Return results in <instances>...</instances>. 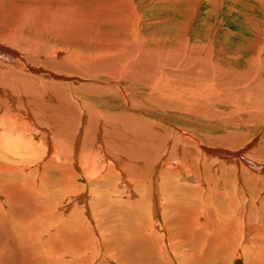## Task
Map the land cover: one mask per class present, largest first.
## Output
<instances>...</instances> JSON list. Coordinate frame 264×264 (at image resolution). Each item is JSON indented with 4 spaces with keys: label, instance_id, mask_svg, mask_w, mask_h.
<instances>
[{
    "label": "rangeland",
    "instance_id": "rangeland-1",
    "mask_svg": "<svg viewBox=\"0 0 264 264\" xmlns=\"http://www.w3.org/2000/svg\"><path fill=\"white\" fill-rule=\"evenodd\" d=\"M57 1L60 3H67L71 0H66L67 2L65 0H0V47L7 50L5 52L4 50L0 49V66L4 68V71H8L9 73H16L20 72L18 68L27 70L26 66L32 68L38 66H48L51 70H53L50 73L53 72L52 74L55 75V72L58 70H63V72L66 71L65 68L67 69L66 65H68V67L71 69L70 71L68 68L67 72H65L66 74H68V76L85 79V77L83 76H87V74L89 73V71L87 72V74L85 72V70H87L86 68L88 67V64L86 65V61L88 63L89 58H84V60H86L84 62L82 61L83 56L93 57V55L99 52V48L101 46H113L114 44L120 45L124 38H127L130 42H132L131 44H133L134 42L137 43L138 39L135 38V35L136 33L140 32V43L142 42L143 44L141 46L142 49L144 46L147 52L151 50L153 52V55L163 56V52L166 53L164 55H168V52L165 51L166 49L182 46L183 40L187 39L186 41H188V46L186 49L188 51H186H191V58H195L200 53L201 55H208L209 58L211 57V60L208 58L209 61L207 63L213 66V69H217V71L211 74L214 79L210 77V80L215 81L207 83L202 77H185L182 74L174 73L173 78L175 79L170 78L173 79L172 83L173 86H175L172 87L174 89L171 90L174 93L170 94L167 97V93L162 94L161 92H159L158 97H160L158 98V100L154 101L155 104L154 102H152V104L146 99L148 93L153 91L154 87L156 88L158 86L162 88V84L159 82L161 81L159 79L158 81L154 79L151 80L149 77L150 71L148 72L146 70L145 73H142L143 77L146 78L145 84V81L143 80L144 82H133L132 84L127 86V96L129 97L127 101L129 100L131 106L134 105V110L139 112L134 113L133 115H137L140 119H147L145 123L148 126L152 124L151 122L156 123L159 127H157V130H160L159 132H162L161 135H164V138H162L163 144H165L168 140L173 141V137L177 139L176 135L184 137V134H187L189 137H191V141L193 140V143L191 142V148L194 146L192 144H201L202 146H205V148L207 147L209 150L219 149L223 152L228 151V153L237 154L236 157L229 156L231 157V160L238 161L239 159L245 160L247 158L246 161L249 163V165L252 168H259L260 171H256V169L253 170L247 167L245 168L242 166V164L239 165L232 163L231 160L227 163L222 162L223 160H226L219 159L216 155L212 154V159L209 160L204 156L196 157L197 159L195 161L198 162L199 166L201 165L199 169L194 161L190 164L188 163V161L184 162V160L182 159V170L186 171V178L183 176L176 178L174 176L175 179H171L173 181H167L164 178H158L156 179L155 183L154 178L151 180L150 174L152 173L154 167L158 165L161 167H156V169L159 168V170L157 171V175L161 176V174L165 171L164 167H162L163 164L161 165L165 157L163 156V160L161 158L162 162H159V153L154 151L153 148H155V145L153 144L150 145L151 149L149 146H147L146 148L148 151L153 152H149V156L147 154L148 151L146 152V149L144 147L143 149L145 150H140V148H142L141 145H138L139 148H137V146H131V148L133 149H130V145H128L127 147L125 143L124 147L120 149V152L118 151L119 149H114V151L112 150V148H110L111 150L107 148V152L109 155H113L114 157H116V160L119 158L120 161L117 160L119 161L118 163L123 164V168L127 169L126 171L124 170V172L126 183L128 184V186L126 185V183L123 184L121 182L120 184L119 180H117L118 177L116 179L115 176H109L110 178L108 176H104V182H102V180H95V178L98 177L94 174L95 172L93 171V173L88 172L87 174V178H90L88 179L89 185L87 187H83L86 182L81 174L71 175V173L69 172L68 160L71 158V155L69 153L72 151L74 152V146L71 145L69 137L71 136L72 139L76 136V130L79 126V122L81 119H84V130L81 133V136H83V138H81L80 141L81 143L85 142L87 140L86 136L90 132V130L87 131L86 127L88 126L90 119L92 120L94 117V114H92L93 109L95 108L104 110L106 108H113L114 110L118 109L122 111V108L124 106H122L123 104L119 105V103H121V100L119 99L120 95L117 96L116 93L110 92H103L100 94L96 93L94 90L95 83H92V81L95 80V77H93L92 75L91 77L87 78L91 80V83L89 81H85L73 84L72 86V83L69 84L71 81H64L62 79L63 81L61 82H67V85L59 87V85L49 84V88L51 87V90L49 92L46 91L47 93L43 88L40 89V86L44 87V84H41L39 86L38 90L40 92L38 90L37 92H35L31 91L34 90L31 88H23L26 87L24 85H20V87H18V84V86L15 87V85L11 81L5 82L0 79V87H2L0 88V91L3 90V87L7 88L1 91L3 94L0 93V97L2 96L0 98V122H3V128H0V135H3V138L5 139V142H3L0 138V150L6 148V150L11 151L7 152L9 156L11 155V153L15 152L11 156L14 157V154H17V159H20L22 157L19 162L17 161L16 157H14L15 159L11 158L10 160H6V163H8V165H11V174L10 172L7 173L8 175L6 173V175L3 174L4 176L0 174V204L3 206L2 203H6L4 204V209L2 212H0V215L1 213H5V215L8 216L5 217V220L7 221L8 225L11 226V232L9 233L2 226L3 220L0 219V264H57L55 262H49V259H53L54 257L53 253H46L44 251L45 249L37 250L35 248V246L38 245H45V242L47 241L48 244L54 246L53 250L58 249L61 255H66L67 258L66 256L64 257L66 260H68V257H70V252H73V250H75L76 252L79 251L77 253H79L81 256L78 257V259H74L76 261H72L74 263L76 262L75 264H86L85 262H87L88 264H151L150 259L153 256H157V253H155V250L157 251V249H154V245L152 244L151 247L148 248L151 252L146 249L147 242H144L146 227L143 226V235L138 234L137 227H139V221H141L140 218H143V220L147 218L145 222L142 221L143 224L149 222V210H147L148 208L144 207L145 205L148 207L147 204H149L151 194L158 186H162L163 190L165 191L166 197H170L167 195H171V198L177 200V203L178 201L181 202L179 203V205L183 206V208L185 209L184 211H182L183 216L181 214L179 216L180 224L178 222H175V225H177L178 227H174L173 225H170L168 227V231H173L169 233L172 234V245L175 246L173 250L174 259L172 255L170 256L167 254L171 259L172 264H264V102H261L264 98V0H134V4L135 6H137V9L135 11L136 14L132 12L128 0H81L83 5L81 4L76 7L77 9L75 8L76 11L78 10L77 12L71 13L64 8H62L64 10L60 12L59 8L58 11L56 9V11L54 12L55 16H51L50 12L54 11V9L52 10L53 6L51 5L58 3ZM31 5H33V7ZM23 8L29 10H25ZM123 10L127 11L131 15H136L131 17V21L136 19L137 25L140 27V29L138 26H136V28L133 23H127V25H125L124 20H115L113 18L115 17L113 15V12H121ZM59 13H61L60 16ZM62 16H64V18ZM82 16L89 17L87 23H85V26H87L85 32H88L89 30L93 32V35L90 38L85 33L81 32L84 35V39H79L78 35L76 34L78 33L77 30L82 26V24H79L81 22L79 19ZM56 17H59L58 21H61L58 22L57 19H55ZM71 17L72 19H70ZM69 20L72 21V24ZM50 25L51 27H49ZM74 34H76V36ZM28 41L33 45L28 46ZM133 49L134 47L131 45L127 54L132 55ZM8 51L12 52L20 60H17V58L15 59ZM183 58L184 56L179 54L178 56H176V61L174 60V62H181L180 59ZM144 61L146 62L145 57L142 58L140 62H143L142 64L144 65ZM163 62L164 61H161L159 62L158 66L157 64L154 66H157L160 69H173L170 65L166 67ZM150 64L152 63L150 62ZM72 71L76 74H74ZM128 71L131 72V70L129 69ZM77 72L78 74L81 73L82 76L81 74L78 75ZM145 74L147 75L145 76ZM62 76L65 77L64 75ZM177 77L185 79H177ZM177 81H179V83L181 84H179ZM7 82L12 83L14 86L12 87L10 84L7 85ZM154 82L156 85L154 84ZM2 84H4V86ZM6 85H10L11 87H7ZM34 85L38 87V84ZM14 87L16 89H14ZM17 87L20 88V90H18ZM163 87L165 86L163 85ZM204 87L207 90L213 89V92H215L214 98H216V95L218 96L219 94L228 95L229 97H226V101L217 99V102H208V99H204V97L201 98V96H199V93ZM8 89H14L15 92L18 91L20 93V96L23 97H15V103L13 101V99H15L14 96L13 98L10 97V100H12L11 103L8 96L5 95L8 92ZM26 89L28 90L26 91ZM57 89H59L60 91H58ZM42 90L44 92L41 93ZM52 93H55V97L54 94L51 95ZM174 95L176 97H174ZM254 95H256L259 100H257ZM33 96H36L38 98H34ZM22 98H27L25 103L22 102ZM60 99H62L61 102L59 101V103L61 104H58V100ZM31 100L32 102H30ZM65 100L66 102H68L64 103H69L68 105L70 106V108L68 105H62L63 101ZM16 101L19 102L16 103ZM33 101L34 104H31L33 103ZM117 103L118 105H116ZM158 103L160 106H158ZM27 104H30L29 107H31L28 108L31 109V111L26 107L28 106ZM54 104L56 105V108L54 107ZM85 104H87V107L85 106ZM37 105H39L40 107L38 106L39 108H36ZM72 105L73 108H71ZM164 105L166 106L164 107ZM23 106L26 108H23ZM57 107L58 109L59 107L62 108V110L60 109V111L62 112L57 110ZM32 108H36L38 112L34 111V109ZM21 109H26L28 110V112H32V116L34 115L33 118H35V120L36 118H38L39 120V118L42 117L40 118V120H42L43 122L49 121L51 126L50 130H52L50 137V144L52 145L51 153L47 154V146L45 145L43 139V136H46L45 133L41 131L38 132V129L36 130L34 127L35 124L30 125L31 123L28 119V121L26 122L22 121L21 119L22 124H20V127L17 126L18 131H16L15 127H12L14 124L11 123L8 125L7 119L5 121L2 120L4 119V117L11 118V113L15 116L21 114ZM38 109H42L40 110L42 113H40ZM73 109L74 111H70ZM125 110L127 111V114H132L130 112H134L131 108H129V110L125 108ZM23 113L22 115L24 116ZM43 113L46 115H43ZM58 121L60 122L61 126L60 124L57 125L59 123ZM28 122L30 124H27ZM56 122L57 126H55L54 124ZM6 125L9 128L6 127ZM5 127L6 129H4ZM22 127L26 130H29L25 132V129H23ZM74 127L75 129H73ZM71 131L74 133H72ZM54 133L57 136H54ZM168 135L173 136L171 138ZM39 138H41V140ZM139 139V141H144L145 137H141ZM8 142L10 145L8 144ZM81 143L77 145L79 150H82L84 147ZM85 143H87V141ZM11 145L12 147L8 148ZM187 145H189V143H187ZM158 146L162 151L163 145L159 144ZM17 148H19V151L16 150ZM78 149H76V152L78 151ZM103 149L106 150V148ZM29 150H32L36 155L31 160L33 162H30V159L26 162L23 160L28 158L25 153ZM16 152H18L19 154ZM20 152H22V154L24 155L22 156ZM133 152L136 153L133 154ZM137 152H139L138 154L140 155H138ZM7 153L2 151L1 155L5 156L6 159ZM124 154L126 155L124 157H126L128 160L123 157ZM146 154L149 157H147ZM117 155L120 156L117 157ZM192 156L194 157V153ZM47 157L51 159L58 158V161L61 163L60 169H63L65 174H61L60 170L57 168H54V170L53 168L50 170L48 169L46 171L47 173L45 172V176L47 175V184H44L43 190H41L43 193H41V191L37 192L36 190H34V188H32L30 185L34 181L37 182V180L41 177L40 173L38 174L36 172H33L38 166L37 163L44 162ZM134 157L140 160H136V162L133 161L134 163H137L135 164L136 167H133L132 165L134 164H132L133 162H131V160L135 159ZM123 158L127 162H125ZM152 158H154V160ZM15 161H17L18 163ZM35 161L37 162L35 163ZM128 161L131 162L130 166ZM151 163L154 164L151 165ZM13 164L15 165L13 166ZM22 164H25L28 167L30 166L29 171L28 168L27 170L21 168L23 166ZM147 164H149L150 166ZM127 165L128 167H126ZM130 167H132L134 170L136 168V170L134 171ZM137 168H139V171L137 170ZM14 170L16 172H13ZM136 171L138 172L136 173ZM127 173H129L130 175L128 174L127 176ZM141 173H143L144 177ZM140 175H142L141 177H143L142 179H144L145 181L141 178L138 180V176ZM112 177H114V180H112ZM35 178L37 180H35ZM8 179L9 181H11V183L7 184L4 187L5 189L2 188L1 183L8 182ZM14 181L18 182V188L17 186H15V184L17 183ZM66 181H69L70 183H67ZM113 181H115L116 183ZM129 182L133 183L131 184L133 186L129 185ZM65 183L68 186H66ZM138 183L140 184L137 185ZM111 184L113 186H111ZM116 184H119L118 187ZM13 185L14 187H12ZM20 185L23 186L20 187ZM115 185L116 187H114ZM141 185H143V187ZM63 186H66L67 190H69L70 188V191H74V195H80L83 192H87L90 193L92 197H94L93 202L94 204H96L95 206L97 208V213H99L98 215L101 216H98L97 223L101 224L102 229L104 230V232L102 231L104 252H106V249L108 250L106 253H104L105 255L103 254V257L97 258V252L96 250H94L95 247L91 245V242L88 243V240L83 241L79 235L75 234V232L73 233L69 231L68 227L66 226L65 229L68 231V233L66 232V230L62 231L64 233L59 232L60 230H58L57 232L54 230H49L48 232L47 230L48 233H46V230H44V236L40 239L33 240L31 237H29L31 236V227L33 226V228L36 229V227L38 226V223L35 222H39V224L40 221H42L41 224L43 223V221L46 223L49 222V219L52 216L51 213L53 214L54 211L57 214H62V216H65L66 218H69L72 212L78 213L81 211V208L79 207L81 203L79 200L72 201V204H75L67 209H64V206L67 204V200L65 198L61 200L62 198L60 199L57 195H55L57 193L56 190H60L61 192V190L64 189ZM11 188L15 189L11 190ZM19 188L20 190H18ZM51 188H53V193L51 191ZM55 188L57 189L54 190ZM28 189H30V191ZM31 189L35 192L33 193ZM84 189H86V191ZM117 190L119 191V193L117 192ZM149 191H151V193ZM36 193L38 194L39 198H37V196L35 195ZM33 194L35 195V197ZM107 194L109 195V197ZM40 195H42L43 198L42 196L40 197ZM111 196H113L115 199ZM52 197L54 199H52ZM129 198L132 201H130ZM145 199H147L146 202ZM46 200L47 202H49V205ZM143 200L144 206L142 208L144 209L142 210V208L138 207V203H140V201L142 202ZM198 201H202L204 205L206 204V210L208 211V216L211 215V220H213V218L216 216L223 217V219L220 218L217 220H225L226 218L230 219L231 217L233 218V216L234 218H244L245 220L243 224H246L244 239H242L241 235L239 234V237H237V241H241V243L238 242L236 244V247L239 248L240 244H244L245 240L247 245H251L253 247L252 250H247V254V252L245 253L243 251L244 249L241 248L240 252H238V254L235 253V255H233V252L231 253V251L226 250L223 254L222 259L218 260L212 255L208 257L203 256L205 259L203 257H198V254H200V256L204 255L203 252L199 253L197 247L200 243H204L205 239L207 238V234L203 233L204 231L198 229L195 232L196 234L194 232H191V225L188 220L190 218V213L185 207V205L188 207L189 204L192 205L191 207H194V205L196 204L199 205ZM40 202L43 203V206ZM55 202L56 205H58L56 210H54L53 208ZM170 203V200L164 201V204H166L167 208H171ZM37 205H39V207ZM45 205H47V208L45 207ZM75 205H77L76 208ZM31 206H33L34 213H32L33 209ZM41 207H43V209ZM108 207L110 209H108ZM50 208H52L51 213ZM114 208L117 209V211H114L113 213L112 211L114 210ZM40 209L41 211L37 212V210L39 211ZM139 209L140 211H143L141 212V214L144 215L143 213H145L146 216L144 215L142 217ZM100 210L103 211V213ZM144 210L146 212H144ZM47 211L50 214L46 216L45 212L47 214ZM217 212L219 213L217 214ZM114 214L117 215L115 216ZM127 214H129V216ZM38 215L42 216V218ZM30 216L31 219L33 218V216L36 217H34L35 219L30 220ZM120 216L124 220V222H119L121 219L119 218ZM43 217L45 219H43ZM126 217L128 218V220H125L127 219ZM57 220H60L59 217L57 218ZM52 221H54V219ZM171 221L172 219L168 220V222L172 224ZM35 225L37 226L34 227ZM113 228L118 229L114 230ZM210 229L211 228L209 227V230ZM2 230H6V232H2ZM110 230L115 232L110 233ZM28 231L30 233H28ZM53 233L55 238L51 239L53 237ZM107 233L112 234V236H110L109 234L108 237ZM56 234L57 239L59 238V240L56 239ZM5 235H7L6 238L9 236L11 240H8V238L6 239ZM58 235H61V238ZM105 238H107L108 240L105 241ZM29 239H31V242L29 241ZM253 241L256 244H253ZM82 242H86L84 243L85 246ZM105 243L108 246L105 245ZM63 244H65L66 246ZM27 246H29V248ZM210 247L211 249L215 250V246ZM2 248H6L11 253V258L5 259L4 256H2ZM155 248H157V246ZM88 249L90 251H88ZM194 249L197 251H195ZM236 251L237 250H235V252ZM251 252L253 255L251 254ZM193 254L195 255V257ZM48 255H51V258H48ZM190 255H193V258ZM109 257H117L116 260L118 258H120V260L118 259V262L115 261L114 263V259H112L111 261V258ZM146 260L148 261V263ZM70 262L71 261L67 262V264H69ZM72 262L70 264H73Z\"/></svg>",
    "mask_w": 264,
    "mask_h": 264
},
{
    "label": "bare ground",
    "instance_id": "bare-ground-1",
    "mask_svg": "<svg viewBox=\"0 0 264 264\" xmlns=\"http://www.w3.org/2000/svg\"><path fill=\"white\" fill-rule=\"evenodd\" d=\"M31 1H34V0H31ZM66 1V0H65ZM85 1V0H84ZM90 1V0H89ZM58 2V1H57ZM62 2V1H61ZM64 2V1H63ZM67 2V1H66ZM88 2V1H87ZM124 2V1H123ZM128 2H129V4H130V6H131V9H132V12L133 13H135L136 14V9H137V6H135V4H134V0H128ZM262 2V1H261ZM30 3V2H29ZM35 3V2H34ZM53 3H55V2H53ZM52 3V4H53ZM125 3V2H124ZM43 4V3H42ZM82 4V1L81 0H71V1H68L67 3H60V2H58V3H56V4H54V5H51V6H53V8H52V10L54 9V11H52V12H50V15L52 16V15H54V12L56 11V9H57V11L59 10V8H60V12H62L64 9H66V10H68L69 12H71V13H75V12H77L76 10H75V8L76 7H78L79 5H81ZM88 4V3H87ZM29 5V4H28ZM27 5V6H28ZM83 5V4H82ZM32 7H33V5H31ZM38 6V5H37ZM43 6V5H42ZM62 8H64V9H62ZM80 8V7H79ZM23 9H25V10H29V9H26V8H23ZM45 9V8H44ZM47 9V8H46ZM77 9V8H76ZM34 10V9H33ZM65 10V11H66ZM47 12V11H46ZM45 12V13H46ZM68 12V13H69ZM53 13V14H52ZM60 14L61 13H59V16H60ZM101 14V13H100ZM113 15L115 16V17H113L115 20H124V23H125V25H127V23L128 24H132L133 23V25L136 27V26H138L137 25V22H136V19H134L133 21H131V17L132 16H136V15H131L130 13H128L127 11H125V10H123V11H121V12H119V11H115V12H113ZM55 16V15H54ZM63 18H64V16H62ZM76 18V17H75ZM91 18V17H90ZM55 19H57V21L59 20V17H56ZM61 19V18H60ZM70 19H72V17L70 18ZM89 19V17H86V16H82V17H80V23L79 24H82V26H81V28H79L78 30H77V32L78 33H76L77 35H78V37H79V39H84V35L82 34V33H85L89 38L93 35V32L91 31V30H89V29H87V30H89L88 32H85L86 31V27L87 26H85V23H87V20ZM47 21H49V20H47ZM46 21V22H47ZM61 21V20H60ZM60 21H58V22H60ZM69 21H71V20H69ZM90 21H91V19H90ZM62 22H63V20H62ZM47 24H49V23H47ZM60 24V23H59ZM71 24H72V21H71ZM114 24V23H113ZM55 25V24H54ZM132 26V25H131ZM44 27V26H43ZM49 27H51V25L49 26ZM56 27V26H55ZM67 27V26H66ZM139 27V26H138ZM48 28V27H47ZM76 28V27H75ZM137 28V27H136ZM67 29V28H66ZM135 29V28H134ZM139 29H140V27H139ZM73 30V29H72ZM133 30V29H132ZM94 31V30H93ZM116 31H118V30H116ZM82 32V33H81ZM135 32V31H134ZM132 33V32H131ZM131 33H130V35H131ZM140 33V32H139ZM139 33H136V35H135V38H137L138 39V42L136 43V42H134L133 44H131L132 42H130L127 38H124V40L122 41V43L120 44V45H110V46H101L99 49V52L98 53H96L95 55H93V57H86V56H83V60L82 61H86V60H84V58H89V60H88V63H87V61H86V65L88 64V67L86 68L87 70H85V72H86V74H87V72L89 71V75L87 74V76H83V77H85V79H81V78H78V77H73V76H68V74H66L65 72H67V69L69 68L68 67V65H66V67H67V69L65 68V70L66 71H64L63 72V70H58V71H56L55 72V75H53L52 73H50L51 71H53V70H51L48 66H45V67H43V66H38V67H34V68H32V67H28V66H26V68H27V70H23V69H20V68H18L19 69V71L20 72H16V73H9L8 71H4V68L2 67V66H0V79L1 80H3V81H11L14 85H15V87L16 86H18V84H19V86L18 87H20V85H24V86H26V87H23V88H31V89H34V90H31V91H35V92H37V90H38V88H39V86L41 85V84H44V87H41L40 86V89H44L45 90V92L46 91H50L51 89V87L49 88V86L51 85V84H53V85H59V87H62L63 85H67V82L66 83H64V82H61V81H71L69 84H71L72 83V86H73V84H77V83H81V82H85V81H89L90 83H91V80H89V79H87V78H89V77H91V75L93 76V77H95V80H99V81H95V80H93L92 81V83L94 82L95 84H94V90H95V92L96 93H98V94H100V93H103V92H110V93H116L117 94V96H119V99L121 100L120 102L121 103H119V105L121 104H123L122 106H124L127 110H129V108H131L134 112H130V113H132V114H127L126 112V110H125V108L123 107L122 108V111L121 110H118V109H109V108H106V109H104V110H101V109H93V111H92V114H94V117H93V119L91 120L90 119V121H89V124H88V126L86 127L87 128V131H89L90 130V132H89V134L86 136V138H87V143H85V142H82L81 143V138H83V136H81V133H82V131L84 130V125H85V121H84V119H81L80 120V122H79V126H78V128H77V134H76V136L74 137V138H72L71 139V136L69 137L70 139H69V141H71V145L72 146H74V152L72 151V152H70L69 154L71 155V158L68 160V166H69V172L71 173V175H76V174H78V175H80L81 174V176L83 177V179L85 180V182H86V184L83 186V187H87L88 185H89V183H88V179H90V178H87V174H88V172H92L93 173V171L95 172L94 174L98 177V178H95V180H102V182H104L103 181V177L104 176H115L116 177V179H117V177H118V179L117 180H119V183L121 184V182L124 184V183H126V177H125V172H124V170L126 171L127 169H124L123 168V164H119L118 162L120 161L119 160V158L117 159V160H119V161H117L116 160V157H114L113 155L111 156V155H109L108 154V152H107V148H109V150H111L110 148H112V150H114V149H119L118 151L120 152V149L121 148H123L124 147V144L126 143V146L128 147V145H130V149H133V148H131V146H137V148H139L138 147V145H141L142 146V148H140V150L141 149H143V147L146 149L147 148V146H149L150 147V145H155V148H153L154 149V151L155 152H157V153H159V155H158V159L160 160L159 162H162L161 161V158L163 157L164 158V160H163V158H162V160H163V162L161 163V165L163 164V166L162 167H164V172L162 173V172H160V173H162L161 174V176H159V175H157V171L159 170V168L158 169H156V167L158 166V165H156L155 167H154V169H153V171H152V173L150 174V177H151V180L154 178V182L156 183V179H161V178H164L165 180H167V181H170L171 179H175V177L177 178V177H181V176H183V177H185L186 178V176H187V173H186V171H184V170H182L183 169V162H182V159L184 160V162H187L188 161V163H192L193 161L196 163V166L198 167V169H199V167H201V165L199 166L198 165V162H196L195 160L197 159L196 157H202V156H204L205 158H207L208 160L209 159H212V154H214V155H216L219 159H225L226 161H222V162H225V163H227V162H230V160H231V157H236L237 156V154H234V153H228V151H225V152H223L222 150H209L207 147L205 148V146H202L201 144H199V145H197V144H192V145H194L192 148H191V142L193 143V140L191 141V137H189L187 134H184V137L182 136H179V135H176L175 133V135H176V137H177V139H175L174 137H173V141L171 140V141H167L165 144H163V142H162V138H164V135H161V133L157 130V127H158V125L156 124V123H153V122H151L152 124H150V126H148L145 122H146V120L145 119H140V118H138V116L137 115H133L134 113H139V112H137V111H135L134 110V105L133 106H131V104H130V102H129V100L127 101V99L129 98L128 96H127V86H129L130 84H132L133 82H139L140 83V81H145L146 80V78H144L143 77V74L142 73H145V71L147 70L148 72H149V77H150V79L152 80V79H154V80H157L158 81V79L159 80H161V81H159L162 85H161V87L162 88H160V87H154V89H153V91H151V92H149L148 93V96H147V100L148 101H150V103H152V102H154V101H156V100H158V98L160 97H158V93L159 92H161L162 94H165V93H167V97L170 95V94H172V93H174V92H172L171 90L172 89H174V88H172V87H175V86H173V83H172V80L173 79H175V78H173V74L174 73H179V74H182V75H184L185 77H202L207 83L208 82H213V81H215V80H210V77L211 78H213L212 76H211V74H213L215 71H217V69H213L214 67L213 66H211L209 63H207L208 61H209V59L211 60V57L209 58V56L208 55H206V54H204V55H201V53L198 55V56H196L195 58H191V51H189V52H187L188 50L186 49L187 48V46H188V41H186L187 39H184L183 40V44H182V46H177V47H173V48H168V49H164L165 51H167L168 52V55H164V54H166L165 52H163L162 53V55L163 56H155V55H153L152 53V51L150 50V51H146V49L144 48V46H143V49H142V42L140 43V41H141V38H140V34ZM76 34H74L75 36H76ZM124 37V36H123ZM132 37V36H131ZM134 38V37H133ZM187 38V37H186ZM4 42V41H3ZM117 44H119V43H117ZM27 45L29 46V45H33V44H31V42L29 43V41H28V43H27ZM109 45V44H108ZM131 45L134 47V49L132 50L133 51V54L132 55H129V54H127V52H128V50H129V48L131 47ZM190 48V47H189ZM193 48H194V46H193ZM0 49H2V50H4L5 52L7 51L6 49H3V48H1L0 47ZM28 49H30V48H28ZM180 49H182V50H180ZM187 50V51H186ZM154 51V50H153ZM159 51V50H158ZM157 51V52H158ZM181 51V52H180ZM8 52H10V51H8ZM160 52V51H159ZM180 52V53H179ZM188 54H187V53ZM181 54V55H183L184 56V58L183 59H180V61L181 62H174V60H175V58H176V56H178L179 54ZM10 54L16 59L17 58V60H20L17 56H15L12 52H10ZM58 55V54H57ZM144 55H146V56H144ZM195 55V54H194ZM47 56V55H46ZM89 56V55H88ZM91 56V55H90ZM208 56V57H207ZM145 57V60H146V62L144 61V65L142 64L143 62H140L141 60H142V58H144ZM171 59H170V58ZM74 58H77V57H74ZM209 58V59H208ZM178 59V58H177ZM161 61H164V62H166V63H164L163 62V64L167 67V66H171L173 69H160V68H158L157 66H158V64H159V62H161ZM176 61V60H175ZM150 62L152 63V64H150ZM174 62V63H173ZM214 62V61H213ZM3 63V62H2ZM1 63V64H2ZM146 63V64H145ZM157 64V66H154V65H156ZM70 65V64H69ZM85 65V66H86ZM143 65V66H142ZM163 65V66H164ZM160 66V65H159ZM190 66H192V67H190ZM123 68H126V69H123ZM128 69L129 70H131V72L130 71H128ZM69 70L71 71V69L69 68ZM68 70V71H69ZM83 70V69H82ZM123 70H125V71H123ZM80 71V70H79ZM78 71V72H79ZM84 71V70H83ZM73 72V71H72ZM78 72H77V74H78ZM138 72V73H137ZM147 72V73H148ZM74 73V72H73ZM82 73H84V72H82ZM59 74H61V75H59ZM70 74V73H69ZM74 74H76V73H74ZM79 74H81V73H79ZM78 74V75H79ZM217 74V73H216ZM59 75V76H58ZM62 75H64L65 77H63ZM71 75V74H70ZM147 74H145V76H146ZM62 76V77H61ZM81 76H82V74H81ZM101 77H102V79H101ZM148 77V76H147ZM218 77V76H217ZM220 77V76H219ZM170 78H173V79H170ZM216 78V77H215ZM63 79V80H62ZM177 79H185V78H181V77H177ZM191 79V78H190ZM214 79V78H213ZM143 81V82H144ZM223 81V80H222ZM221 81V82H222ZM148 82V81H147ZM178 83H179V81H177ZM1 83H3V82H1ZM12 83H10V82H7L6 84L8 85V84H10L12 87L14 86ZM38 84V87H36V85H34V84ZM146 83V81L144 82V84ZM178 83H177V85H178ZM50 84V85H49ZM154 84H155V82H154ZM175 84V83H174ZM179 84H181V83H179ZM183 84H185V83H183ZM3 86H4V84H2ZM6 85V86H7ZM7 86V87H11V86ZM52 85V86H53ZM156 85V84H155ZM163 85L165 86V87H163ZM176 85V86H177ZM211 85V84H210ZM43 86V85H42ZM150 86V85H149ZM154 86V85H153ZM14 87V89H16ZM17 87V88H18ZM57 87V86H56ZM70 87V86H69ZM182 87V86H181ZM186 87H187V85H186ZM0 88H2V87H0ZM66 88V87H65ZM75 88V87H74ZM208 88V87H207ZM5 89H7V88H4L3 87V90H5ZM14 89H11V90H9L8 89V92L5 94L6 96H8V98H9V101L11 102L12 100H10V97H12L13 98V96H14V98L16 97V98H20V97H23V96H20V93L17 91V92H15L14 91ZM3 90H1V91H3ZM18 90H20V88H18ZM25 90V89H24ZM28 89H26V91H27ZM58 91H60L59 89H57ZM175 90H177V89H175ZM200 90V89H199ZM216 90V89H215ZM0 91V93L1 94H3L2 92ZM14 91V92H13ZM30 91V92H31ZM39 91V90H38ZM69 91V90H68ZM75 91V90H74ZM226 91H227V89H226ZM23 92V91H22ZM40 92V91H39ZM42 92H44L43 90L41 91V93ZM57 92V91H56ZM187 92V91H186ZM190 92V91H189ZM26 93V92H25ZM33 93V92H32ZM47 93V92H46ZM61 93V92H60ZM95 93V94H96ZM160 93V94H161ZM191 93V92H190ZM211 93H214V94H211ZM0 94V95H1ZM12 94V95H11ZM28 94V93H27ZM54 94V97H55V93H52L51 95H53ZM72 94V93H71ZM74 94V93H73ZM178 94V93H177ZM184 94V93H183ZM31 95V94H30ZM35 95H38V94H35ZM182 95V94H181ZM48 96V95H47ZM59 96V95H58ZM73 96V95H72ZM165 96V95H164ZM199 96H201V98H203L204 97V99H208V102H217V99H219V100H224V101H226V97H229L228 95H221V94H219L218 96L216 95V98H214V96H215V92H213V89H211V90H207L205 87L204 88H202V91L199 93ZM2 97V96H1ZM0 97V98H1ZM3 97H4V95H3ZM31 97V96H30ZM34 98L36 97V96H33ZM64 97V96H63ZM174 97H176L175 95H174ZM232 97V96H231ZM254 97H256V95H254ZM11 98V99H12ZM16 98L15 99H13V101L14 100H16ZM36 98H38V97H36ZM42 98V97H41ZM53 98V97H52ZM71 98H73V97H71ZM170 98V97H169ZM239 98V97H238ZM59 99V98H58ZM113 99V98H112ZM171 99V98H170ZM256 99L257 100H259V98L258 97H256ZM27 100V98L26 99H23L22 98V102L23 103H25V101ZM87 100V99H86ZM117 100V99H116ZM161 100V99H160ZM169 100V99H168ZM173 100V99H172ZM0 101H1V99H0ZM29 101V100H28ZM36 101V100H35ZM59 101L61 102L62 101V99H60V100H58V104H61V103H59ZM17 102H19V101H16V103ZM20 102H21V100H20ZM30 102H32V100L30 101ZM57 102V101H56ZM67 103L66 102V100L65 101H63V104L62 105H64L65 103ZM175 102V101H174ZM179 102V101H178ZM261 102H264V98L262 99V101ZM12 103V102H11ZM14 103H15V101H14ZM118 103L116 104V105H118ZM185 103V102H184ZM222 103H223V101H222ZM19 104V103H18ZM17 104V105H18ZM31 104H34V101H33V103H31ZM69 104V103H68ZM68 104H65L66 106L68 105ZM153 104V103H152ZM154 104H155V102H154ZM183 104V103H182ZM181 104V105H182ZM22 105V104H21ZM28 106H26L27 108L29 107V105L30 104H27ZM55 105V104H54ZM87 104H85V106H86ZM136 105V104H135ZM36 106V105H35ZM39 105H37V107L36 108H39L38 107ZM69 106V105H68ZM158 106H160L159 105V103H158ZM166 105H164V107H165ZM26 107H24L23 106V108H26ZM31 107V106H30ZM29 107V108H30ZM45 107V106H44ZM46 107H47V105H46ZM55 108H56V105L54 106ZM87 107V106H86ZM116 107H118V106H116ZM157 107V106H156ZM28 108V109H29ZM36 108H32V109H34V111H36V112H38L37 111V109ZM69 108H70V106H69ZM71 108H73V105L71 106ZM137 108V107H136ZM36 109V110H35ZM54 109V108H53ZM60 109L62 110V108H60L59 107V109H58V107H57V110H59L60 111ZM22 110V109H21ZM30 111H31V109H29ZM39 110V109H38ZM40 110H42V109H40ZM39 110V111H40ZM45 110V109H44ZM43 110V111H44ZM47 110V109H46ZM28 112V110H22V113L24 114V116L22 115V113L21 114H18V115H14V114H12L11 113V118L10 117H4V119H2L3 121H5L6 119H7V121H8V125L9 124H14L12 127H15V129H16V131H18L17 130V126H19L20 127V124H22L21 122L22 121H24V122H26V121H28L29 120V122L31 123H27V124H30V125H33V124H35V129L37 130L38 129V132H43V133H45V135L46 136H43V134H42V136H43V139H44V142H45V145L47 146V154H49V153H51L52 152V145L50 144V137H51V131L52 130H50L51 129V126H50V123H49V121H45V122H43L42 120H40V118H42V117H40L39 118V120H38V118H36V120H35V118H33L34 117V115L32 116V112ZM70 111H74V109L73 110H70ZM131 111V110H130ZM35 112V113H36ZM45 112V111H44ZM58 112V111H57ZM60 112H62V111H60ZM17 113H19V112H17ZM16 113V114H17ZM40 113H42L41 111H40ZM49 113H50V111H49ZM54 113H56V112H54ZM129 113V112H128ZM37 115H38V113H37ZM37 115H35V116H37ZM43 115H46V114H44L43 113ZM235 115V114H234ZM32 116V117H31ZM51 116H52V114H51ZM45 117H47V116H45ZM2 118V117H1ZM91 118V117H90ZM21 119H22V121H21ZM28 119V120H27ZM1 120V121H2ZM35 120V121H34ZM33 122V123H32ZM35 122V123H34ZM59 122V121H58ZM7 123V122H6ZM24 124V123H23ZM55 124V126H57V125H59L60 124V122L57 124V122L56 123H54ZM57 124V125H56ZM25 125V124H24ZM24 125H22V126H24ZM60 126H61V124H60ZM6 127H8L7 125H6ZM6 127L4 128V129H6ZM26 127V126H25ZM33 127V128H34ZM37 127V128H36ZM0 128H3V122H0ZM9 128V127H8ZM7 128V129H8ZM23 128V127H22ZM159 128V127H158ZM19 129V128H18ZM23 129H25V128H23ZM56 129H57V127H56ZM73 129H75V127L73 128ZM29 129H25V132L26 131H28ZM7 131V130H6ZM10 131V130H9ZM8 131V132H9ZM73 131V130H72ZM71 131V132H72ZM75 131V130H74ZM5 132V131H4ZM13 132V131H12ZM30 132V131H29ZM55 132V131H54ZM63 132V131H62ZM58 133H59V131H58ZM57 133V134H58ZM72 133H74V132H72ZM41 134V133H40ZM64 134V133H63ZM178 134V133H177ZM183 134V133H182ZM56 134L54 133V136H55ZM8 136V135H7ZM57 136V135H56ZM85 136V135H84ZM169 137H171L172 138V136L173 135H168ZM4 136L3 135H0V138L2 139V141L3 142H5V139L3 138ZM34 137V136H33ZM141 137H145V139H144V141H139L140 139L139 138H141ZM37 138V137H36ZM7 139V138H6ZM10 139H11V137H10ZM32 139V138H31ZM40 140H41V138H39ZM66 140V139H65ZM74 140H75V143H74ZM68 142V141H67ZM148 142V143H147ZM79 143H81V144H83V149L82 150H79L78 149V144ZM85 143V144H84ZM187 143H189V145H187ZM197 143V142H196ZM8 144H9V142H8ZM159 144H161V145H163V149H162V151H161V148H159ZM238 144V143H237ZM10 145V144H9ZM70 145V146H71ZM226 145V144H225ZM14 146H15V144H14ZM33 146V145H32ZM69 146V147H70ZM12 147V145L10 146V147H8V148H11ZM103 148H106V150H104ZM169 148V149H168ZM22 149V148H21ZM25 149V148H24ZM23 149V150H24ZM71 149H73V148H71ZM76 149H78V151L76 152ZM128 149V148H127ZM145 149H143V150H145ZM150 149H151V147H150ZM152 149V150H153ZM159 151H158V150ZM16 150H18L19 151V148H17ZM135 150H137V149H135ZM2 151H4L5 153H7V152H11V151H8V150H6V148L4 149H2V150H0V174H7V173H9L10 172V169H11V165H8V163H6V160H10L11 158H14V157H16V159H17V156L14 154V157L13 156H11L13 153H15V152H13V153H11V155L9 156L8 155V153H7V156H6V159H5V156H3V155H1V153H2ZM115 151V150H114ZM125 151V150H124ZM146 152L148 151L147 149L145 150ZM161 151V152H160ZM222 151V152H221ZM110 152V151H109ZM117 152V151H116ZM116 152H115V154H116ZM131 152V151H130ZM140 152V151H139ZM139 152H137V154L139 153ZM142 152H144V151H142ZM141 152V153H142ZM145 152V153H146ZM149 152H151V153H153L152 151H148V155H149ZM16 153H18V152H16ZM25 153V152H24ZM37 153V152H36ZM122 153H123V150H122ZM125 153V152H124ZM134 153H136V152H133V154ZM150 153V154H151ZM193 153H194V157L192 156L193 155ZM19 154V153H18ZM20 154L23 156L24 154H22V152H20ZM27 156H28V158L27 159H23L25 162L27 161V160H29L30 159V162H33V161H31L36 155H35V153L32 151V150H29V151H27L26 153H25ZM68 154V155H69ZM119 154V153H118ZM147 154H146V156H147ZM21 155H20V157H21ZM138 155H140V154H138ZM177 155V156H176ZM46 156H48V155H46ZM120 156V155H119ZM118 155H117V157H119ZM124 156H126L125 154L123 155V157ZM150 156V155H149ZM149 156H147V157H149ZM179 156V157H178ZM229 156H231V157H229ZM10 157V158H9ZM19 157V158H20ZM50 157H52V156H50ZM121 157H122V155H121ZM120 157V158H121ZM128 157V156H127ZM216 157V158H217ZM245 157V156H244ZM22 158V157H21ZM21 158L20 159H17V161L19 162V160H21ZM55 158V157H54ZM126 160H128L126 157H124ZM123 158V159H124ZM135 159L134 160H131V162H133V161H135L136 162V160L138 161L139 159H136V157H134ZM15 159V158H14ZM65 159V158H64ZM124 159V161L125 162H127L126 160ZM149 159V158H148ZM153 160H154V158H152ZM157 159V160H158ZM218 159V160H219ZM39 160V159H38ZM45 160V159H44ZM130 160V159H129ZM247 160V158L245 159V160H242V159H239L238 161H235V160H231V162L232 163H235V164H239V165H241L242 164V166L243 167H247V168H251V169H253V170H255L256 169V171H258L259 170V168H252L250 165H249V163L246 161ZM17 161H15V162H17ZM122 161V160H121ZM123 161V162H124ZM140 161V160H139ZM17 162V163H18ZM37 161H35V163H36ZM122 162V163H123ZM131 162H129L128 161V163H129V166H130V164H131ZM146 162V161H145ZM145 162H144V164H145ZM155 162V161H154ZM207 162V161H206ZM214 162V161H213ZM221 162V161H220ZM12 163V162H11ZM28 163V162H27ZM41 163V164H40ZM40 163H37V167L35 168V170L33 171V172H36V173H40L41 174V177L37 180L36 178H35V180H37V182L36 181H34L30 186L32 187V188H34V190H36L37 192H39V191H41V190H43V186H44V184H47V181H46V176H45V172L49 169H52L53 168V170H54V168L56 169H59L60 170V172H61V174H65L64 173V171H63V169L61 170L60 169V167H61V163L58 161V158L56 159H51V158H48L47 157V159L44 161V162H40ZM59 163V164H58ZM121 163V162H120ZM127 163V164H128ZM147 163V162H146ZM158 163V162H157ZM40 164V165H39ZM132 164H134V165H132L133 167L135 166V164H137V163H132ZM142 164V163H141ZM150 164V163H149ZM149 164H147V165H149ZM154 164V163H153ZM152 163H151V165H153ZM187 164V163H186ZM15 164H13V166H14ZM19 165V164H18ZM23 166L21 167V166H19V167H21V168H23L24 170H27V168H28V171H29V168H30V166L28 167V166H26L25 164H22ZM29 165V164H28ZM31 165V164H30ZM160 165V164H159ZM125 166V165H124ZM150 166V165H149ZM187 166V165H186ZM191 166V165H190ZM126 167H128V165L126 166ZM136 167V166H135ZM158 167H161V166H158ZM15 168V167H14ZM67 168V167H66ZM131 169H133L132 167H130ZM186 168V167H185ZM192 168V167H191ZM206 168V167H205ZM147 169V168H146ZM190 169V168H189ZM16 170V169H15ZM13 171V172H16V171ZM64 170H66V169H64ZM134 170V169H133ZM135 170H136V168H135ZM134 170V171H135ZM137 170L139 171V168H137ZM187 170V169H186ZM129 171H131V170H129ZM138 171H136V173L138 172ZM260 171V170H259ZM49 172V171H48ZM68 172V171H67ZM133 172V171H132ZM202 172V171H201ZM47 173V172H46ZM102 173H105V174H102ZM130 173V172H129ZM129 173H127V176H128V174ZM134 173V172H133ZM5 174V175H6ZM10 174H11V172H10ZM15 174V173H14ZM13 174V175H14ZM142 175H143V173H141ZM1 175V176H2ZM8 175V174H7ZM23 175V174H22ZM33 175V174H32ZM90 175V174H89ZM130 175V174H129ZM142 175H140V176H138L139 178H138V180L141 178H143L144 177V175H143V177H141ZM146 175V174H145ZM4 176V175H3ZM49 176V175H48ZM147 176V175H146ZM175 176V177H174ZM209 176H211V175H209ZM35 177V176H34ZM52 177V176H51ZM59 177H60V174H59ZM203 177V176H202ZM61 178H62V176H61ZM110 178V177H109ZM113 178V179H112ZM111 179L112 180H114V177H112ZM130 178V177H129ZM146 178V177H145ZM26 179V178H25ZM64 179V178H63ZM131 179V178H130ZM133 179V178H132ZM173 179V180H174ZM217 179V178H216ZM19 180H20V178H19ZM28 180V179H27ZM83 180V181H84ZM142 180H144V179H142ZM150 180V179H149ZM173 180H171V181H173ZM211 180V179H210ZM0 181H1V178H0ZM32 181V180H31ZM90 181V180H89ZM107 181V180H106ZM105 181V182H106ZM145 181V180H144ZM144 181H143V183H144ZM14 182H16L17 184H15V186H17V188H18V182L17 181H14ZM25 182V181H24ZM67 182V181H66ZM73 182V181H72ZM113 182H115V181H113ZM118 182V181H117ZM131 182H133V181H131ZM131 182H129L130 184L129 185H131V184H133V183H131ZM154 182H152V183H154ZM9 183H11V181H9V179H8V182H2L1 184H2V188H4L7 184H9ZM67 183H70L69 181L67 182ZM116 183V182H115ZM151 183V184H152ZM166 183H168V182H166ZM19 184H21V183H19ZM23 184V183H22ZM30 184V183H29ZM66 184V183H65ZM140 183H138L137 185H139ZM162 184V183H161ZM160 184V185H161ZM24 185V184H23ZM23 185H20V187L21 186H23ZM28 185V184H27ZM73 185V184H72ZM113 185H114V183H113ZM112 184H111V186H113ZM117 185V184H116ZM116 185L114 186V187H116ZM119 185V184H118ZM118 185H117V187H118ZM126 185L128 186V184L126 183ZM136 185V184H135ZM134 185V186H135ZM157 185V184H156ZM165 185V184H164ZM169 185V184H168ZM48 186V185H47ZM66 186H68L67 184H66ZM66 186L64 187L63 186V190H61V192H60V190H56L57 188H55L54 190H56V194L55 195H57L58 196V198H62L61 200H63V198H65L67 201V204L64 206V209H67V208H69L70 206H73L75 203H73L72 204V201H80V203H81V205L79 206L80 208H81V211L80 212H78V213H76V212H72L71 213V215L69 216V218H66L65 216L63 217L62 216V214H57L55 211H54V213L52 214L51 213V209L52 208H50V213H51V215L54 217H52L51 216V218L49 219V222H44L43 221V223L41 224V222L42 221H40V224H39V222H35V223H38V226L40 227H38L37 225H35L34 227H36V229L35 228H33V226L31 227V236H29V237H31L33 240L34 239H40L41 237H43L44 236V233H43V231L44 230H46V233H48L49 232V230L51 231V230H54V231H58V230H60L59 232H62V231H64V230H66L65 229V226L66 227H68V230L69 231H71V232H75V234H77V235H79L80 237H81V239L83 240V241H86V240H88L89 242L88 243H90L91 242V245L92 246H94L95 247V249L94 250H96V252H97V258L98 257H103V254L104 253H106L108 250L106 249V252H104V245H103V240H102V231L104 232V230L102 229V226H101V224H99V223H97L98 221H97V219H98V216L99 217H101L100 215H98L99 213H97V208H96V204H94V202H93V198L94 197H92L91 195H90V193H87V192H83L82 194H80V195H74L75 193H74V191H70V188H69V190H67V188H66ZM74 186V185H73ZM91 186V185H90ZM109 186H110V184H109ZM131 186H133V185H131ZM142 187H143V185H141ZM155 186V185H154ZM12 187H14V185L12 186ZM26 187V186H25ZM29 187V186H28ZM27 187V188H28ZM30 188V187H29ZM110 188H112V187H110ZM152 188H154V187H152ZM186 188V187H185ZM189 188V187H188ZM5 189V188H4ZM15 189V188H14ZM14 189H12L11 188V190H14ZM45 189V188H44ZM65 189H66V191H65ZM72 189V188H71ZM74 189V188H73ZM123 189V188H122ZM147 189V188H146ZM167 189V188H166ZM192 189V188H191ZM17 190V189H16ZM18 190H20V188L18 189ZM29 191H30V189H28ZM34 190H32L31 189V191H33V193L35 192ZM49 190H50V188H49ZM53 190V188H51V191ZM85 191H86V189H84ZM112 190V189H111ZM115 190V189H114ZM127 190V189H126ZM134 190V189H133ZM150 190V189H149ZM6 191H8V190H6ZM45 191V190H44ZM65 191V192H64ZM156 191V192H155ZM160 191V192H159ZM188 191V190H187ZM192 191V190H191ZM218 191V190H217ZM28 192V191H27ZM26 192V193H27ZM50 192V191H49ZM73 192V193H72ZM94 192V191H93ZM114 192V191H113ZM117 192L119 193V191L117 190ZM127 192V191H126ZM131 192V191H130ZM130 192H128V193H130ZM141 192V191H140ZM144 192H145V189H144ZM150 193H151V191H149ZM186 192V191H185ZM17 193V192H16ZM29 193H31V192H29ZM41 193H43L42 191H41ZM45 193V192H44ZM52 193H53V191H52ZM55 193V192H54ZM70 194V195H69ZM117 194V193H116ZM123 194V193H122ZM152 194H153V196H152ZM151 194V198H150V200H149V204H147L148 205V207L145 205V207L144 208H148L147 210H149V217H148V219H149V222H146V223H144L143 224V222L142 221H146L147 220V218L146 219H144L143 220V218H140V220L141 221H139L140 222V224H139V227H137V229H138V234H142L143 235V230H144V227H146V234H144L145 235V238H144V242H147L146 243V249L147 250H149L150 251V249H148V248H150L151 247V244L152 245H154V249H157V251L155 250V253H157V256H153L152 254V258L150 259V262H151V264H172V262H171V259L168 257V255H172V257H173V259H174V248H175V246H173L172 245V234H170L169 232H171L170 230L168 231V227L170 226V225H173L174 227H178L177 225H175V222H178L179 224H180V220H179V216H180V214L182 215L183 214V212L182 211H184L185 209L183 208V206H180L179 205V203H181V202H179L178 201V203H177V200H175V199H172L171 198V195H167V196H170V197H166V195H165V191L163 190V188H162V186H158V187H156L155 189H154V192ZM195 194V193H194ZM5 195V194H4ZM11 195V194H10ZM34 195V194H33ZM36 196H37V198H39L38 197V194L36 193L35 194ZM35 195H34V197H35ZM60 195V196H59ZM108 195V194H107ZM119 195V194H118ZM124 195V194H123ZM133 195V194H132ZM20 196V195H19ZM26 196H27V194H26ZM42 195H40V197H41ZM70 196V197H69ZM120 196H121V194H120ZM134 196V195H133ZM165 196V197H164ZM54 197V196H53ZM52 197V199H54ZM102 197V196H101ZM108 197H109V195H108ZM112 198H114L113 196H111ZM110 197V198H111ZM115 197H116V195H115ZM192 197V196H191ZM3 198V197H2ZM5 198V197H4ZM42 198H43V196H42ZM41 198V199H42ZM73 198V199H72ZM103 198H105V197H103ZM124 198V197H123ZM166 198V199H165ZM47 199V198H46ZM50 199V198H49ZM56 199V198H55ZM96 199V198H95ZM108 199V198H107ZM106 199V200H107ZM115 199V198H114ZM120 199V198H119ZM142 199V198H141ZM195 199V198H194ZM26 200V199H25ZM40 200V199H39ZM60 200V201H61ZM98 200H100V199H98ZM102 200V199H101ZM110 200V199H109ZM121 200H123V199H121ZM129 200L130 201H132L130 198H129ZM146 200L147 199H145V202H146ZM167 200H170V206H171V208L170 207H166V204H164V201H167ZM58 201V200H57ZM115 201V200H114ZM137 201V200H136ZM207 201V200H206ZM43 202V201H42ZM42 202H40V203H42ZM46 202H47V200H46ZM98 202V201H97ZM106 202V201H105ZM117 202H118V200H117ZM199 202V205H194V207H191L192 205H188V207L185 205V207L187 208V210L189 211V213H190V218L188 219L189 220V222H190V225H191V227H190V229H191V232H196L197 231V229L198 230H201V231H204L203 233H206L207 234V238L205 239V241H204V243L202 242V243H200L199 244V246L197 247L198 248V250H199V253H201V252H203V254L204 255H202V256H200V254H198V257H203V256H205V257H208V256H210V255H212V256H214V257H216V259L218 260V259H222V257H223V254H224V252L226 251V250H229V251H231V253L233 252V255H235V253L236 254H238V252H240V250H241V248L242 249H244L243 251L246 253L247 252V250L248 251H251L252 250V246L251 245H247V243L245 242V240H244V244H240V246H239V248L238 247H236V244L239 242V241H237V237H239L238 235L240 234L241 235V238L242 239H244V233H245V231H246V224H243L244 223V218H234V216H233V218L231 217H229L230 219H225V220H217V219H220V218H222L223 219V217H218V216H216V217H214L213 218V220H211V215H209L208 216V211L206 210V204L204 205V203H202V201H198ZM21 203V202H20ZM28 203V202H27ZM48 203V205H49V202H47ZM96 203V202H95ZM163 203V204H162ZM196 203V202H195ZM3 204V206H4V204H6V203H2ZM45 204V203H44ZM110 204V203H109ZM121 204V203H120ZM35 205V204H34ZM101 205V204H100ZM99 205V206H100ZM103 205H104V203H103ZM113 205H114V203H113ZM1 204H0V207H1V209H0V212H2L3 211V209H4V207H3ZM38 207H39V205H37ZM42 206H43V203H42ZM57 206L58 205H56V202H55V204H54V210H56V208H57ZM76 206L77 205H75V208H76ZM98 206V205H97ZM105 206H107V205H105ZM104 206V207H105ZM112 206V205H111ZM116 206H117V203H116ZM115 206V207H116ZM144 206V200L141 202L140 201V203H138V207H140V208H142ZM32 207V209H33V206H31ZM37 207V208H38ZM45 207L47 208V205H45ZM52 207V206H51ZM102 207V206H101ZM103 207V208H104ZM37 208H35V209H37ZM42 209H43V207H41ZM117 208V207H116ZM121 208H122V206H121ZM120 208V209H121ZM144 208H142V210L144 209ZM170 208V209H169ZM188 208H190V209H188ZM25 209V208H24ZM107 209V208H106ZM108 209H110L109 207H108ZM169 209V210H168ZM16 210H18V209H16ZM30 210V209H29ZM58 210V209H57ZM60 210V209H59ZM104 210V209H103ZM140 211V209H139V211H140V214H141V212H143V211ZM41 211V209L38 211L37 210V212H40ZM46 211V210H45ZM99 211V210H98ZM101 211V210H100ZM107 211H109V210H107ZM111 211V210H110ZM114 211H117V209H115L114 208V210L112 211L113 213H114ZM6 212V211H5ZM43 212V211H42ZM48 212V211H47ZM53 212V211H52ZM102 213H103V211H101ZM123 212V211H122ZM144 212H146L145 210H144ZM32 213H34V209H33V212ZM49 212L46 214V212H45V215L47 216L48 214H50ZM219 212H217V214H218ZM11 214V213H10ZM36 214V213H35ZM38 214V213H37ZM107 214H108V212H107ZM125 214V213H124ZM131 214V213H130ZM144 215H145V213H143ZM185 214H186V211H185ZM212 214V213H211ZM216 214V213H215ZM244 214V213H243ZM28 215V214H27ZM41 215H42V213H41ZM44 215V216H45ZM102 215V214H101ZM115 215V214H114ZM117 215V214H116ZM115 215V216H116ZM128 216H129V214H127ZM142 215V214H141ZM144 215H142V217L144 216ZM245 215V214H244ZM38 216H40V215H38ZM50 216V215H49ZM122 216V215H121ZM121 216L119 217V218H121ZM126 216V215H125ZM146 216V215H145ZM183 216V215H182ZM235 216H237V215H235ZM5 217H8V216H6L5 215V213H1V215H0V219H2L3 221V224H2V226L10 233L11 232V226H9L8 225V223H7V221L5 220ZM34 217H36V216H33V218L31 219V216H30V220H33V219H35ZM41 218H42V216H40ZM59 217V219L60 220H57V218ZM106 217V216H105ZM241 217V216H240ZM108 218H109V216H108ZM118 218V217H117ZM116 218V219H117ZM127 218V217H126ZM38 219V218H37ZM43 219H45L44 217H43ZM54 219V221H52ZM111 219H112V217H111ZM115 219V218H114ZM122 219V218H121ZM120 219V223H121V221H123L124 222V220L122 219L121 220ZM171 220L172 219V224L171 223H169L168 222V220ZM29 220V221H30ZM56 220H57V222H56ZM107 220H109V219H107ZM125 220H128V218L127 219H125ZM36 221V220H35ZM37 221H39V220H37ZM114 222V221H113ZM112 222V223H113ZM117 222V221H116ZM189 222H188V224H189ZM0 223H1V221H0ZM11 223V222H10ZM9 223V224H10ZM79 223V224H78ZM102 223H104V222H102ZM106 223H107V221H106ZM115 223V222H114ZM118 223V222H117ZM105 225V224H104ZM107 225V224H106ZM184 225V224H183ZM109 226H110V224H109ZM108 226V227H109ZM113 226V225H112ZM144 226V227H143ZM186 226V225H185ZM184 226V227H185ZM105 227V226H104ZM103 227V228H104ZM114 227V226H113ZM130 227H132V226H130ZM209 227L211 228L210 230H209ZM106 228H107V226H106ZM24 229V228H23ZM114 230L115 229H118V228H113ZM189 229V228H188ZM4 230V229H3ZM2 230V232H6V230L5 231H3ZM47 230H48V232H47ZM118 231V230H117ZM263 231V230H262ZM66 232L68 233V231L66 230ZM110 233H113V232H115V231H109ZM119 232V231H118ZM117 232V233H118ZM173 232V231H172ZM28 233H30L29 231H28ZM62 233H64V232H62ZM110 233H107V235H108V237H109V234ZM132 233V232H131ZM43 234V235H42ZM59 234V233H58ZM71 234V233H70ZM104 234V233H103ZM115 234V233H114ZM196 234V233H195ZM200 234V233H199ZM217 234V235H216ZM8 235V234H7ZM7 235H5V238H6V236ZM10 235V234H9ZM42 235V236H41ZM52 235V234H51ZM72 235V234H71ZM178 235V234H177ZM216 235V236H215ZM28 236V235H27ZM59 237L61 236V235H58ZM73 236V235H72ZM78 236V237H79ZM110 236H112V234H110ZM198 236V235H197ZM215 236V237H214ZM264 236V235H263ZM74 237V236H73ZM107 237V238H108ZM138 237V236H137ZM140 237V236H139ZM143 237V236H142ZM174 237V236H173ZM8 238V240H11L10 239V237L8 236L7 237ZM6 238V239H7ZM55 237H54V233H53V237L51 238V239H54ZM61 238V237H60ZM66 238H67V236H66ZM69 238H71V237H69ZM107 238H105L106 240L105 241H107L108 239ZM178 238V237H177ZM56 239H57V234H56ZM73 239V238H72ZM139 239V238H138ZM142 239V238H141ZM207 239H209V240H207ZM8 240H5V241H8ZM31 239H29V241H30ZM57 240H59V238L57 239ZM79 241H81V240H79ZM139 241H141V240H139ZM3 242V241H2ZM11 242V241H10ZM31 242V241H30ZM29 242V243H30ZM56 242V241H55ZM54 242V243H55ZM61 242V241H60ZM63 242V241H62ZM50 243V242H49ZM57 243V242H56ZM81 243V242H80ZM83 243V245H84V243H86V242H82ZM154 243V244H153ZM183 243V242H182ZM239 243H241V241L239 242ZM48 241L47 242H45V245H38V246H35V248L37 249V250H44L46 253L47 252H49V253H53V255H54V257H53V259L50 257L51 255H48L49 257L48 258H51V259H49V262L51 263V262H55V263H62V264H67V262H69V261H76V260H74V259H78V257H80L81 255L79 254V253H77V252H79V251H75V250H73V252H70V257H68V260H66L64 257L66 256H64L63 254V256L59 253V251H58V249H55V250H53L54 249V246H52L51 244H48ZM109 244V243H108ZM163 244V245H162ZM180 244V243H179ZM253 244H256L254 241H253ZM50 245V246H49ZM61 245V244H60ZM63 245H65V244H63ZM105 245H107L106 243H105ZM144 245V244H143ZM181 245H183V244H181ZM202 245V246H201ZM31 246H32V244H31ZM43 246V247H42ZM66 246V245H65ZM85 246V245H84ZM108 246V245H107ZM157 246V248H155ZM210 246H215V250H213V249H211V247ZM9 247H10V245H9ZM28 248H29V246H27ZM58 247H59V245H58ZM57 247V248H58ZM91 247V246H90ZM210 247V248H209ZM35 248H31V249H35ZM97 248V249H96ZM115 248V247H114ZM178 248H180V247H178ZM193 248V247H192ZM196 248V249H197ZM209 248V249H208ZM7 249H8V247H7ZM6 248H2L1 249V251H2V256H4V258L5 259H8V258H11V253L7 250ZM75 249V248H74ZM153 249V248H152ZM70 250V249H69ZM78 250H79V248H78ZM195 250V249H194ZM235 250H237L236 252H235ZM34 251V250H33ZM36 251V250H35ZM62 251V250H61ZM60 251V252H61ZM76 252V254H75V252ZM88 251H90L89 249H88ZM111 251V250H110ZM122 251V250H121ZM195 251H197V250H195ZM83 252V251H82ZM151 252V251H150ZM242 252V251H241ZM30 253V252H29ZM46 253H44V254H46ZM63 253V252H62ZM149 253V252H148ZM155 253H154V255H155ZM170 253V254H169ZM229 253V252H228ZM250 253V252H249ZM67 254V253H66ZM168 254V255H167ZM230 254V253H229ZM247 254H248V252H247ZM251 254H252V252H251ZM105 255V254H104ZM107 255H108V253H107ZM106 255V256H107ZM149 255V254H148ZM194 255V254H193ZM193 255H190L192 258H193ZM228 255V254H227ZM253 255V254H252ZM111 256V255H110ZM230 256V255H229ZM186 257V256H185ZM194 257H195V255H194ZM225 257V256H224ZM34 258V257H33ZM66 258H67V256H66ZM70 258V259H69ZM105 258V257H104ZM103 258V259H104ZM109 258H111V257H109ZM116 258L117 257H113V258H111L110 260L112 261V259H114V263H115V261L116 262H118V259L120 260V258H118L117 260H116ZM204 258V257H203ZM252 258V257H251ZM4 259V260H5ZM202 259V258H201ZM205 259V258H204ZM85 260H87V259H85ZM85 260H83V261H85ZM95 260V259H94ZM107 260V259H106ZM109 260V259H108ZM147 261V260H146ZM255 261V260H254ZM253 261V262H254ZM70 262V263H71ZM101 262V261H100ZM173 262H174V260H173ZM4 263V262H3ZM69 263V264H70ZM73 264H75L74 262H72ZM86 264H88L87 262H85ZM94 263V262H93ZM147 263H148V261H147ZM252 263V262H251ZM256 263V262H255ZM78 264V263H77Z\"/></svg>",
    "mask_w": 264,
    "mask_h": 264
}]
</instances>
